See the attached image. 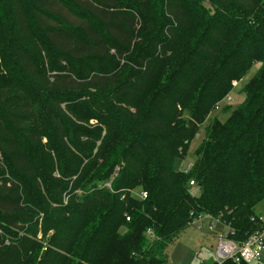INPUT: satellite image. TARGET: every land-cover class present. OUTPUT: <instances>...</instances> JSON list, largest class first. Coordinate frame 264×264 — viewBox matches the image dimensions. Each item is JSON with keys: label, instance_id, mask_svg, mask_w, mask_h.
<instances>
[{"label": "trees", "instance_id": "obj_1", "mask_svg": "<svg viewBox=\"0 0 264 264\" xmlns=\"http://www.w3.org/2000/svg\"><path fill=\"white\" fill-rule=\"evenodd\" d=\"M1 65L0 264H169L204 215L263 227L264 0H0Z\"/></svg>", "mask_w": 264, "mask_h": 264}, {"label": "rangeland", "instance_id": "obj_2", "mask_svg": "<svg viewBox=\"0 0 264 264\" xmlns=\"http://www.w3.org/2000/svg\"><path fill=\"white\" fill-rule=\"evenodd\" d=\"M137 27L140 28L139 25ZM258 68V63H252L241 79L233 82L231 91L211 111L209 119L217 117L222 121L229 114V109H234L243 102L245 97L243 88L256 74ZM0 69L1 72L5 73L2 65ZM224 106L229 107L228 111L223 110ZM209 119L201 125L199 132L190 142L186 157L182 162L183 167L193 163L195 158L194 151L203 138V127L208 123ZM45 140L43 138L42 142H45ZM255 213L264 221V198L256 204ZM209 221L206 217H199L193 224H190L179 233L166 248L169 264H213L217 240L226 229L224 225H219L215 222V219H212L210 223ZM259 257L260 260L253 259L245 262V264H264V249L260 251Z\"/></svg>", "mask_w": 264, "mask_h": 264}, {"label": "built area", "instance_id": "obj_3", "mask_svg": "<svg viewBox=\"0 0 264 264\" xmlns=\"http://www.w3.org/2000/svg\"><path fill=\"white\" fill-rule=\"evenodd\" d=\"M190 167L191 164H187L186 167H183V164L181 165L184 171H187ZM105 185L110 187L109 182L105 183ZM188 185L193 189L195 183L193 180H189ZM132 193L138 198L146 197V193L143 191L135 190L132 191ZM193 193L196 194L197 190H193ZM258 219L262 221L263 227L250 234L243 242L234 241L225 234H222L215 246L213 264H222L227 259H231L234 262H247L253 259L260 260L259 253L264 249V221L261 220L260 217ZM195 220L196 219H194L192 223H194Z\"/></svg>", "mask_w": 264, "mask_h": 264}, {"label": "crops", "instance_id": "obj_4", "mask_svg": "<svg viewBox=\"0 0 264 264\" xmlns=\"http://www.w3.org/2000/svg\"><path fill=\"white\" fill-rule=\"evenodd\" d=\"M203 217H206V218H208V219L210 220V221H209V223H210V222H212V218H210V217H207V216H205V215H204ZM215 222H217L219 225H222L220 222H218V221H216V220H215Z\"/></svg>", "mask_w": 264, "mask_h": 264}]
</instances>
